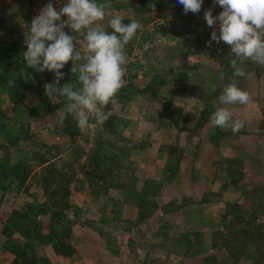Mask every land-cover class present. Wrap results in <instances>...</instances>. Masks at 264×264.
I'll use <instances>...</instances> for the list:
<instances>
[{"label": "rangeland", "instance_id": "1", "mask_svg": "<svg viewBox=\"0 0 264 264\" xmlns=\"http://www.w3.org/2000/svg\"><path fill=\"white\" fill-rule=\"evenodd\" d=\"M5 2H8L9 5L12 4V0H5ZM30 4L31 1H28L27 7L29 9ZM216 7L220 9H215ZM177 10H180V7ZM205 11L206 9H202V12L198 14L188 13L190 17L186 18L179 14L178 11L176 12L177 14H174L173 11L172 17L174 20H182L183 23L185 21L186 24L184 23V25L187 26V29H190L188 31L196 33L200 41L202 36L206 34L204 30L208 28L218 30L219 27L218 24L214 28L208 27L204 20ZM221 11L223 9L218 4L213 7L214 16L215 14L218 15V12ZM16 13V18L13 14L12 18H9V21L13 22L12 25H17V29H19L22 23L25 26L28 25L29 20H26V15L21 20V11H16ZM0 14L2 15L3 11H0ZM178 15H181V17ZM200 19L204 22H198ZM24 38H26V32L24 33ZM150 39L147 38L146 40V42H149V45L143 43L139 47V50H142L143 47L147 48L145 52L142 51V61L146 63L145 70L132 69L131 74H136V83L139 88L148 85L153 78L164 81V86H160V94L162 97L156 98L153 101L144 99L142 104L136 101V103H131L129 107L118 103L116 100L111 103L112 113L129 121L127 127L124 129V133H122L123 136L137 140H143L147 138L146 135L149 136L151 146L139 154L132 155L131 158L136 163L138 169L136 173L138 188L146 179L155 180L153 178H158L155 181L159 182L164 178L165 172L163 173L160 167H149L152 160L166 161L168 159L174 160L175 158H172V156L164 152L158 153L159 146L167 145L172 141V138L174 141L175 134L170 130L167 132L166 128H160L161 121L156 116V113L160 109L159 102L170 99L172 101L170 107L172 114L166 115L165 119L168 116L174 115L175 120L182 126L191 125L194 127L197 123L196 110H201L202 105L205 103H210L212 107L214 105L216 108L227 107L230 111L232 107L233 119L238 118L244 120L245 117H248L247 121H245V127L241 130L243 134H237L245 138L239 140L236 138L237 135L233 138H226L224 140L228 142L226 141L223 146L230 156L233 155V158L240 156L244 159L246 154L252 157V160H250L251 162L253 161L252 163L244 159L239 167H233V171L236 174L235 178L241 173L246 175L240 185H248L249 187L247 189L250 190L251 188L258 189L259 195H257V198H260V200L255 199L253 201V199L242 197V194H240L241 190H233V188L222 189L226 183L229 184L230 178L224 175L223 172L225 162L217 159L222 158L218 157L220 151L217 148L220 146L213 147L210 144L211 146L207 148L200 147L198 148L199 156H197L196 147L199 144V139L196 138V134L188 135L183 132V144L179 145L178 140L176 142V147L182 152V157L179 159L181 162L179 165L180 169L175 174L172 183L165 184L162 191L153 197L159 206L173 203L175 205L174 208L180 206L182 208L177 213L162 214V221L159 219L157 221L155 216L157 212L153 215L155 216V219L153 218L154 221L152 218L147 221H141L138 218L137 208L134 203L136 201L132 199L136 197L135 191L133 193L131 191L130 198L126 200V198L123 199V194L118 189L111 188L107 191L100 180L94 177L88 180V178H85V176L79 173L77 176L78 181L72 185L71 196L69 197V201L73 204L74 208H78L79 215L76 217L71 210H67L66 213L74 222L72 226L73 230L80 227L79 230L82 229L86 234L90 235L74 233L70 242L77 248L78 254L72 258L66 259L61 256L52 255L51 253L48 254L42 248H39V255L49 258L52 264H189L191 260L190 256L201 248L207 251L205 257L213 254L216 264H228V253L222 248L211 249L210 245L212 233L220 231L224 234L227 232L225 227L230 226L233 222L234 213H228L225 209L227 210V206H231L232 211L235 210L234 205H240L243 210L249 211L252 209L254 203L262 202V199H264V137L262 136V128L260 126L264 114V66L247 61L241 65L247 73L246 77H235L239 87L251 94L252 101L249 104L220 105L219 101H216L215 98L213 99V96L216 89L220 93L223 87L233 79V69L230 66L231 60H229L233 56L230 53L226 55L228 58H225L229 66L223 68L218 63L215 64L210 60L212 55L208 53L204 55V50H201V48H196L195 51H190L189 54L188 52L186 53L187 50L181 51L180 53L166 52L167 50L164 52V48L160 46H150V44H153ZM135 41L136 39L134 40V45L138 47ZM24 45H26L25 39ZM17 46L19 48L22 47L20 45ZM168 57H173L174 59L169 60ZM198 57L201 58L199 59ZM213 59L215 58L213 57ZM69 67L68 63L62 69V72H68L67 69ZM197 69L202 70V75L196 76ZM221 74L224 75V80L219 79ZM50 76L49 81L53 82L54 73L51 72ZM247 77H251L254 82L262 81V84L257 82L258 85L255 88V85L252 86L248 82L249 80L247 81ZM68 81L61 80L60 85L63 86ZM181 89L184 92H180L179 90ZM57 100L58 102L54 105L64 111L66 104H63L59 99ZM28 103L32 104L33 101L29 100ZM145 108L151 110V113L155 115L154 119H150L152 118L151 116L149 118V113L142 112V109ZM176 110H180V112H176ZM235 111H240L241 114L240 112L235 113ZM29 125L36 138L43 141V138L45 139L48 136L55 143L58 142L59 145L62 144L65 147L68 146L69 140L63 133L59 115L52 113L51 116L47 115L44 118L30 121ZM98 126L95 119H90L88 127L84 129L79 128V133L74 143L77 146L83 147L87 152L93 143L92 134ZM52 128H55V133L51 131ZM226 129L231 130V127H226ZM250 129L255 130L256 133L252 134V131H247ZM203 134L204 131L201 132L200 136L204 137ZM252 135H258L261 141L258 143H254L255 139H249L247 141L246 137ZM216 151L218 155L215 153ZM146 170L148 171V175L145 177L143 172ZM35 171L37 172V169ZM195 173L196 177L198 173L200 175L202 174V178L198 177L199 180L196 181L194 178ZM216 176L220 180V183L217 182L218 185L214 191L220 197H211L206 203L201 202L203 193L213 190ZM6 181L9 182V180ZM136 188L134 190L138 191V188ZM92 192H95L96 195L93 196ZM14 193L7 194L6 199L0 207V229H2L4 220L13 209H18L24 202L31 200L29 197L22 195V193L18 195H14ZM150 199L152 198L148 195L146 200L148 201ZM37 200L39 202L44 201L41 193L37 195ZM223 215L226 219L222 227L220 224ZM164 221L169 224V227H163L161 231L166 232L167 235L159 236L156 234L155 229H158L159 224ZM42 222L44 228H47V218H43ZM239 227L238 225L237 228ZM94 236L99 242L100 251L97 253H93L85 248L90 247L91 249H96L97 245L89 246L87 242L88 239H93ZM15 239H18L22 243L21 239L16 235ZM244 255L245 257L240 259V264H252L258 256L251 249L244 252ZM12 259L13 257L8 258L3 253L0 254V264H10ZM201 264H210V262L205 261V263ZM260 264H264V260Z\"/></svg>", "mask_w": 264, "mask_h": 264}, {"label": "trees", "instance_id": "2", "mask_svg": "<svg viewBox=\"0 0 264 264\" xmlns=\"http://www.w3.org/2000/svg\"><path fill=\"white\" fill-rule=\"evenodd\" d=\"M175 1L151 0V3L159 11H165L171 8ZM144 2L145 0L142 1V3ZM142 7L144 11L149 9L145 6V3ZM0 11H3V14H0V33L13 32L10 24H8L10 16L7 15L10 10L2 5ZM211 32L212 30L208 28L207 36H204V34V38L202 37L199 41L197 35L190 31V34L194 36L195 43L189 48L181 47V50H187L186 53L189 54L191 49L201 48L203 41L211 35ZM164 33L154 32L150 37L145 36L138 46H142L147 38H151L150 40L154 42L157 34L164 35ZM17 45L22 47L19 48ZM157 46L164 49L172 48L168 45ZM26 50L27 46L24 45L23 39L16 38L9 45L0 41V140L2 142L0 143V207L6 199V195L11 192H15L14 195L22 193V195L31 199L29 202H24L18 209H13L4 220V225L0 231V254L11 255L13 259L10 264H52L49 258L39 255V248H42L48 254L51 253L66 259L78 254L77 248L70 242L72 236L74 233L90 234H86L82 229L79 230L80 227L73 230L74 222L68 217L66 211L71 210L76 217L79 215L78 208H74L69 201L72 185L78 181L77 176L79 173L88 180L93 177L100 180L107 191L111 188L118 189L123 194V199L126 198V200L130 198L131 191L132 193L135 191L136 197L132 199L136 201L134 203L138 218L141 221L153 219L155 216L157 221L158 219L162 221V214L177 213L182 206L174 208L173 203L159 206L153 197L162 191L165 184L172 183L175 174L180 169L179 159L182 157V152L176 147L178 136L183 132L188 135L196 134L199 129H203L215 111L212 104L205 103L202 105V109L198 110L197 113V123L192 127L191 125H180L175 120L174 115L168 116V120L165 119L166 115L172 114L170 112L172 101L167 99L164 102H159L160 109L156 116L161 121L160 128H166V131L170 130L175 136L173 135L174 141L172 138V141L167 145L159 146L158 153L164 152L175 158L174 160H159L160 163L165 161V175L161 181L156 182L155 180L146 179L138 188L136 177L138 169L131 158L132 155L139 154L151 146L149 136L146 135L147 138L143 140L123 136L122 133H124L129 121L112 113L110 103L104 109V111L110 113V117L103 125L98 124L99 126L94 130L91 148L86 152L83 147L77 146L74 143L79 133L77 122L66 109L62 111L45 95L44 85L50 83L51 72H38L35 69L27 68L26 61L23 59V52ZM221 50V53L214 56V58L221 67L227 68L229 65L226 63L225 58H228L226 55H229L230 49L222 42ZM233 58H229V60ZM144 68V65L137 63L129 65L127 82H124V86L114 100L129 107L131 103H136V101L142 104L144 99L153 101L162 97L160 89L164 86V81L153 78L143 88L137 86L136 74H131L132 69L143 71ZM67 70L68 72H64L66 75L63 81L69 80L68 83L76 84L77 76L71 73V68ZM24 73H27V80L23 75ZM10 81H13V83H10ZM179 91L184 92L183 89ZM217 92L216 89L213 99L219 101V92ZM57 99L63 104L67 103L64 97H58ZM29 100L33 103L29 104ZM142 110L143 113H149V118L152 117L150 119H154L155 115L151 113L150 109L145 108ZM176 112H180V110H176ZM52 113L60 117L63 133L69 140L66 147L62 144L59 145L58 142L55 143L48 136L45 139L43 138L42 141L36 138L31 130L30 121L44 118ZM260 126L264 137V114ZM54 129L52 128L51 131L55 133ZM204 130L206 131V129ZM236 134L242 135L243 132L240 131ZM234 136L235 134L231 130L225 131L215 127L214 131L206 132L203 138H206L211 145L218 147L220 140L233 138ZM244 159L250 161L252 157L246 154ZM244 159L237 156L221 160L226 163V165L224 163L223 168L224 175L230 178L229 184L224 183L222 189L241 190L242 197L253 199V201L255 199L260 200V198H257V195H259L258 189L251 188L250 190L247 189L248 185H240L246 175L240 172L241 174L235 178L236 174L233 167H239ZM35 169H37V172ZM6 180H9V182ZM219 181L216 176L213 190L203 193L201 202L206 203L211 197H220L214 191L220 183ZM135 187L138 188H136L138 191L134 190ZM40 193L44 199L43 202L37 200V195ZM261 193L263 192L261 191ZM92 195L94 196L96 193L92 192ZM148 195L152 199L147 201L146 197ZM227 207L228 209H225V211L234 213L233 222L230 226L225 227L227 232L224 234L220 231L212 233L211 249L222 248L225 250L228 253V264H240V259L245 257L244 252L251 249L258 255L256 261L252 264H260L264 260V199H262V202L254 203L249 211L243 210L240 205H234L235 210L232 211L231 206ZM43 218H47V228H44ZM225 219L226 217L223 215L220 224L222 227ZM159 225L158 229H155L156 234L159 236L167 235L161 229L163 227L168 228L169 224L164 221ZM238 225L239 228H237ZM15 235L21 239L22 243L15 239ZM87 242L89 246H97L95 250L90 247H85L86 249L93 253L100 251L99 242L95 236L93 239H88ZM205 253L207 251L203 248L194 252L190 256L189 264H201L205 261L216 264L213 254L205 257Z\"/></svg>", "mask_w": 264, "mask_h": 264}, {"label": "clouds", "instance_id": "3", "mask_svg": "<svg viewBox=\"0 0 264 264\" xmlns=\"http://www.w3.org/2000/svg\"><path fill=\"white\" fill-rule=\"evenodd\" d=\"M177 2L185 14H198L204 0ZM216 4L223 9L217 16L213 15V8L204 12L208 27L219 26L211 32L208 45L213 41L223 42L234 57L230 61L233 79L223 87L219 103L247 105L252 101L251 94L239 87L235 77H246L241 65L247 61L264 66V0H213V5ZM109 9L110 4L101 0H66L59 8L49 0L26 31L27 50L23 52L26 67L54 73L53 82L44 85L45 95L52 103H57L58 97L66 98V111L80 129L88 127L90 119H95L99 125L109 119L110 113L104 109L114 102L124 86V68L128 60L126 45L142 28L140 20L132 18L125 23ZM106 18L111 32L100 23ZM65 28H70L73 34H68ZM77 33L84 37L83 51L77 43ZM68 63L71 73L77 76V83L61 86L65 77L62 69ZM23 75L27 80V73ZM224 78L223 74L219 77L220 80ZM210 122L221 129L231 127L233 134L245 127V121L233 119L227 107H217Z\"/></svg>", "mask_w": 264, "mask_h": 264}, {"label": "crops", "instance_id": "4", "mask_svg": "<svg viewBox=\"0 0 264 264\" xmlns=\"http://www.w3.org/2000/svg\"><path fill=\"white\" fill-rule=\"evenodd\" d=\"M2 1L3 0H0V6L5 5L7 7V9L10 10L9 13H8V15H7V16H10L9 18H12V14L16 18L17 17L16 11H21V13H20L21 18L20 17L19 18L21 20H23L22 18H24L25 15H26V20L28 19L30 9L27 7V5H28V1H32V0H12V4H11L12 6L9 5L8 2L6 3L5 0H4V2H2ZM142 1L143 0H101V2H107V3H109L110 4V9L109 10L111 11V13L113 15H117V16L122 17L125 23L130 22V19H132V18H135V19H138V20L141 21L142 28L138 30L136 36L132 40V41H134L136 39L135 42L137 43V45H139V43L143 39V37H145V36H147V37L148 36H152V34L154 32L164 33V31H167V30H172V31H179V30L180 31H188V30H190V29H187V26L186 25H184V23L186 24L185 21L183 23L182 20H180V19H175L174 20L173 17H172L173 11H174V14L178 11V13L181 14V15H183L185 18L186 17H190L188 15V13L187 14L183 13L184 12L183 11V7L177 2V0L173 3V5L171 6V8H169V9H167L165 11H159L154 6V4L151 3V0H145V2H144L145 3V6L146 7H149V9L144 11V8L142 7V5L144 3H142ZM65 2H66V0H61L60 1V6H62ZM179 7H180V10H177V9H179ZM213 7H214L213 0H204V3L202 5V9L208 10L209 8H213ZM3 8H5V7L3 6ZM202 9H201V11L199 13L202 12ZM215 9H220V8L219 7H216ZM189 13H191V12H189ZM219 13L220 12H218V14ZM181 15H178V16L181 17ZM215 16H217V15L215 14ZM185 18H182V19H185ZM107 19L108 18H106L104 21H102L100 23L105 27V29L107 31L111 32V28H110V26L107 23ZM198 22H201L202 23L204 21L200 19V20H198ZM12 23L13 22H9L10 27L12 28L13 32L5 31V32L0 33V41H2L3 43H5L7 45H9L16 38H20V39H23L24 40L25 39L24 38V33H25V31H27V25L25 26V24L22 23L20 25L19 29H17L16 28L17 25L13 26ZM202 30H204V29L202 28ZM204 31H206V34H207V30H204ZM70 33H72V30L71 29H70ZM77 34H79V33H77ZM206 34L204 36H207ZM146 40H144V43L146 42ZM168 49H171V50H168ZM181 49H182L181 47H172V48L164 49V52L167 50L166 52L180 53L181 51H184V50H181ZM195 50L196 49H191V52L192 51H195ZM202 50H204V49H202ZM207 53L209 55H212V54H210L209 52H207L205 50L203 51V54L204 55L207 54ZM213 57L210 58V60L212 62H214L215 64H217L216 60L213 59ZM168 58H169V60H173L174 59L173 57H168ZM198 58L200 59L201 57H198ZM196 59H197V56H196ZM201 72H202V70H198L197 69V73L198 74L196 73V76L202 75ZM247 81L252 86L255 85V88H257V85H258L259 82H260V84H262V81H257L258 83L257 82H254V80L251 77H249V78L247 77ZM263 84H264V82H263ZM255 88H254V90L256 92V89ZM221 94H222V90L219 93V96ZM213 107H214V109H216L214 105H213ZM231 111H233L232 107H231ZM238 112H240V111H235V113H238ZM197 113H198V111L196 110V120H198ZM240 114H241V112H240ZM49 116H51V115H49ZM247 119H248V117H245L244 121H247ZM215 127L216 126H214L210 122V120H209L204 125V128L201 129V130L199 129L198 133H196V138L199 139V141H198L199 144H197V147H196V149H197V156H199L198 148H200V147L207 148L208 146H211L210 143L208 142V140L206 138H203L202 136H200L201 135V132L204 131V134L206 132H212V131H214V128ZM204 129H206V131ZM219 129H221V128H219ZM221 130L227 131L228 129L224 128V129H221ZM247 131H252V134L253 133H256L255 130H251V129L250 130H247ZM182 134L183 133H181L179 135V138H178V144L179 145H182L183 144V141H184V137H183ZM236 135L237 134H235V136ZM236 138L239 139V140H241V139H243L245 137H243L241 135H237ZM246 138H247V141H249V139H255L254 140V143H258L259 141H261L260 140V137L258 135L247 136ZM226 141L227 140H224V139L220 140V142H219V146L220 147L217 148V150L220 151V154L218 155L217 151L215 153L218 155V157H222V158H217V159L227 160V159L233 158V155L230 156L228 154V151L226 150V148L223 146V144H225ZM0 143H2V142H0ZM166 143H167V141H166ZM213 147H215V146H213ZM226 153H227V155H226ZM0 155H1V153H0ZM194 156H195V154H194ZM197 156H196V158H197ZM217 159H215V160H217ZM164 162L165 161H163L162 163H160L159 160H152L150 162L149 167H152V168H154L155 166L158 167V168L160 167V170H163V173H164ZM180 164H181V162H180ZM158 168H156V169H158ZM147 170H148V168H147ZM147 170L143 172V174L145 175V177L148 175V173H147L148 171ZM201 175H200V173H198V175L196 177V173H195L194 178L196 179V181L199 180L198 177H201L202 178ZM153 179L158 180V178H153ZM4 256H6L8 258L11 257V256L6 255V254H4Z\"/></svg>", "mask_w": 264, "mask_h": 264}, {"label": "built area", "instance_id": "5", "mask_svg": "<svg viewBox=\"0 0 264 264\" xmlns=\"http://www.w3.org/2000/svg\"><path fill=\"white\" fill-rule=\"evenodd\" d=\"M60 1L61 0H51L53 5L57 8L60 7ZM49 2V0H32L30 4V13H29V22L27 26V31H29L30 24L33 20V18L38 15L41 11V9ZM62 19H67V17H63ZM70 28H65V31L68 32V34L72 35L70 33ZM214 31V29H212ZM76 35V40L78 45L81 47V50L83 51L84 46H85V40L82 34H75ZM211 35L206 38L203 43L201 48H203L205 51L209 52L213 56H217L221 53V43L217 44L216 42H212L211 46L208 45V41L210 40ZM153 44H150V46H155V45H168V46H179V47H187L189 48L190 46H193L195 43L194 36L190 34L189 31H172V30H167L164 35L157 34L154 38ZM134 41L129 42L126 45V51H127V56L128 60L125 65L124 71H125V76H124V82H127V72L129 65L131 64H139V65H144L146 66V63L142 61V51H146L147 48H144L142 50H139V46L137 47L134 45ZM145 44L149 45V42H145ZM146 68V67H145ZM145 68L143 70H145ZM91 116V115H90ZM92 117V116H91Z\"/></svg>", "mask_w": 264, "mask_h": 264}]
</instances>
